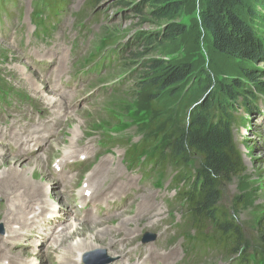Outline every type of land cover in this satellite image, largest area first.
Returning <instances> with one entry per match:
<instances>
[{"label": "rangeland", "instance_id": "1", "mask_svg": "<svg viewBox=\"0 0 264 264\" xmlns=\"http://www.w3.org/2000/svg\"><path fill=\"white\" fill-rule=\"evenodd\" d=\"M84 1L85 0H71L67 11L63 14V16H61L60 20L57 21V25L52 32L53 38L51 41L39 40L38 37L34 38V35H32L33 26L29 21V13L31 10L29 3L21 5L20 10L22 11V16L7 24H4L3 20L0 21L1 24H4L3 26L0 25V65L2 68L7 69V72L14 77V82L16 85L22 90L26 92L28 89V82L25 79V75H23V73L26 72L20 74L19 67L15 64L17 62L22 63V61L24 66H27L26 63L31 64V61L25 57L28 56V54L38 56V54L41 53V50L44 51L43 54L50 55V51L47 49L48 47H43L44 45H52L50 47L59 49L65 48L66 64L70 69H75L77 64L82 61L84 56H86L88 53L94 54L99 52L109 43H112L113 46L127 45L128 47L125 52L127 55H130V51L132 50L130 46H133L135 41L138 40L141 35L145 33H152L154 30L161 28L164 23L170 21V19L167 20L153 18L147 11L148 5H144V11L140 14L134 12L132 8H128V5H124L123 9L122 7H117L118 0H99V5L96 7V9H99V12L101 13V17L99 18V14L98 17L97 15H93L92 9L82 11ZM127 1H136L137 3H141V0ZM201 4V0H183L182 9L173 20L182 23L184 25L185 32L175 43L169 44L165 50L166 52H164V58L190 62L193 65L190 84H194L200 80V78L196 76L201 72L207 74V76L213 81H231L233 78L243 79L241 72L244 68H253L257 72H263L264 62H258L255 65L250 64L232 57H227L212 48L211 37L204 31L200 23L199 15L202 7ZM7 9L13 12V7L8 6ZM237 11L241 13V16H243L245 13V11L240 8H237ZM48 15L51 16L50 11H48ZM261 27H263V29L260 31L264 32V25ZM80 28H83L82 31ZM40 31L41 28L39 27L38 32L40 33ZM81 35L86 36L84 39H81ZM71 44H73L75 48L69 54L68 49L71 47ZM157 54L158 53H156L155 56L160 55ZM47 63L48 61L39 63V66L41 68H45ZM30 71L31 70L28 69L29 74ZM34 74L38 79H40V76L36 72H34ZM123 74L124 73L121 67L114 71L103 69L101 74H91L84 76L82 80H80L78 83L79 89L77 93L72 98H70V100H67L71 101V108L77 109L75 115H72L71 112V114H67V117H64L65 120L69 119L67 134H73L75 129L80 132V130L77 128L79 121H86L85 125L87 126V130H90V128L108 130L110 128L117 133H121L120 127L129 122H134L136 125L132 130L133 135L137 136L141 130L144 131L146 137L149 135H159V139L157 137L155 146H160L161 143H164L169 139L170 136L168 134L170 131L167 127L165 128L163 124H158V126L152 130L147 129L148 126L154 124V118H158V116L150 109V99L147 88H140L139 90H136V93L133 96H130V91L135 88L134 82L141 77L140 74L135 75L129 73L126 76L127 78H125V76L122 78L125 79L123 86H112L115 85L114 81H116L118 77ZM262 80H264V77ZM102 82H105L110 88L102 91V88L99 86V83ZM246 86L250 90L254 89L251 84H247ZM253 93L256 94V91L254 90ZM257 96L260 97V95ZM262 96V101H264V95ZM96 98L98 102H94V108L86 105L88 100L93 99L96 101ZM102 107L109 109L107 110L110 113L109 117H106V115L103 116L102 113L104 112L101 110ZM0 112L4 111L0 110ZM90 112L96 113L99 118H95L92 121L90 118ZM78 113L81 114L78 115ZM243 116L245 115L243 114ZM246 117L247 123L240 129V132L236 133V140L239 143V148L246 166V172L242 177L235 179L223 187L224 190L221 201L223 206L227 208L233 217V220H235L242 229L244 235V250L246 251L248 258L251 259L250 262L252 264H264V230L262 227L264 226V113L262 116L258 115L257 119L250 115H246ZM168 120L172 121V128L174 131H176L177 120L175 117L171 116L168 118ZM85 125H81L80 127L83 128ZM93 133L96 134L94 138H96L99 134L98 131L92 132L91 134ZM89 135L90 134L87 136ZM124 135L129 136L126 134ZM119 143L125 144L124 141H120ZM104 158L105 157L101 158L94 166L95 170L98 169L100 161ZM142 158L143 156L141 159ZM75 159L78 160L75 163V166L81 170V161H79V158ZM8 160H11V157L4 158L0 161V173L10 165ZM30 160V158L23 157L21 162L25 165L26 163H29ZM126 163L130 170L140 169L141 177L144 174V171L148 168V165L145 162H142L137 158H131L130 156L126 157ZM111 165V167H105L104 169L103 176L105 183L101 187V192L104 194V188H106L108 185L111 186L114 183L120 181L123 182V191L111 192V194H114L109 200L114 201V199H117V196L122 193L124 196H127V188L138 184L140 182V178L125 174L120 165L118 166L120 171L117 169L116 164L111 163ZM196 165L197 160L194 158L193 161H191L190 166L191 168H194ZM42 166L43 164L41 161H39V168H35L34 165L33 171L30 172V177L34 179L43 177L45 180H47V182L52 180L54 178L52 167L46 165L43 167ZM157 167L158 165L150 172L151 176L152 174L153 176L156 174ZM87 168L88 164L83 167L82 174L81 171H79V176L81 175L80 182L78 181L79 176H76L75 179L71 180L72 188L75 189L76 186L78 187L74 190L75 192L84 186V180L86 179L84 171H86ZM68 171L66 174L72 177V170ZM159 171L161 172V170ZM74 172H77V170ZM118 172H123L124 177H119ZM169 172L170 170L167 173V177L161 181L163 182L162 187L164 188L166 197H171L174 194V191L170 189L171 185L169 187L166 186L170 178L173 176V173ZM83 177L84 179H82ZM107 180L109 181L107 182ZM156 180L157 178H149L147 179L146 184H150L152 181L156 182ZM87 182L89 186H91L89 180H87ZM141 186L144 188V191H140L139 197L133 198L131 195L129 196L131 198V201L128 202L129 207H119L120 210L127 209V214L125 215L126 217L133 216L132 214L135 212V208H138L139 202L145 193H155V190L150 189L148 185ZM155 195L156 196L154 197L153 201L156 203L158 208L149 214L146 212L144 207H141L140 210L143 213V217L140 219L134 217V219L131 221L132 223L130 226L134 230L133 234L131 235L133 242L132 244L126 245L124 247V253L128 254L127 256H123V260L127 264H135L136 253L132 251L135 245L144 249L147 246H151L152 248L160 249V251H165V249L174 247L177 249L178 256L174 259L173 264H232L234 261H236L235 257L231 258V255L227 251L225 252L221 249L212 251L210 250L205 254H199L198 249L197 255L194 256L198 245H196V243L192 244V242L188 241L187 239L184 241L181 237L182 234L179 233V231L172 235L175 236V238L170 240L169 243H166L164 240L163 241L165 243H142V240L140 241V234H142L143 231L144 233L147 231L149 233L157 234V238H161L167 234L169 228L163 227L167 217L169 216L166 215L168 212L167 208L168 210L174 211L175 218H178L179 215H181V210L177 200H175L171 206L164 202L163 206L166 208L164 209L162 207V202L158 199V193H155ZM237 198L241 199V201H238ZM100 201L101 198L98 197L94 202L90 203L93 210L92 218H101L99 214L105 215L104 217L115 214V212H112L111 209H108L105 213H102V206H104V204H101ZM14 202L17 203V201ZM102 203L105 202L102 201ZM115 205L119 206V202L117 201ZM132 205L133 207H131ZM79 206L80 204L78 207ZM94 206H100V213H95V210H98L99 212V209H94ZM158 211L159 215L155 214ZM120 216L121 214L119 212L118 216L108 220L106 222L107 226L113 228V230H116V228L120 227L125 228V226H122L118 223L126 219V217L123 215V217ZM119 217L123 219L121 220ZM149 222L152 224H149ZM259 223H262L260 224L262 225L261 227L259 226ZM0 225V229L4 231L5 224L2 214H0ZM58 225L59 224H57V226ZM113 226H116V228ZM74 228H76V231L81 232V234L84 232V236H86V238H88V234L92 235L93 232L90 230V232L86 234V231L91 229V227H85V223H78V225H76ZM193 231H195V229H193ZM3 234H0V236H3ZM191 234L192 232H188L186 230V236H190ZM169 236H171L170 232ZM79 237L82 238L83 236ZM122 237L123 233L118 236V240L120 241ZM77 238L78 237L68 238L70 240L69 242H66L65 239H63L61 245H67L69 243L74 245V242L77 241L75 239ZM104 238L107 240L106 237ZM101 240L102 239L99 238L94 242L98 241L100 242H97L99 246H105L103 245V240ZM18 241H20V239ZM87 246L93 249V247L90 245ZM99 246L97 249H95V251L100 248ZM56 249L57 252L54 253V257L56 260H60L61 257L62 261L66 247L60 248V246H58ZM108 250L109 248L107 247L105 251ZM89 252H94V250L85 251L83 252L82 256H92L91 254H87ZM100 253L102 252L95 253V255ZM105 254L112 255L113 261L118 258L115 256L116 253L113 252H105ZM258 256L259 258H257ZM89 259L93 263L98 262L96 258L94 259L89 257ZM138 261L141 262L142 258ZM32 262L38 263L39 261L32 260ZM144 264L149 263L145 262ZM151 264L163 263H159L158 260H155L151 262Z\"/></svg>", "mask_w": 264, "mask_h": 264}, {"label": "trees", "instance_id": "2", "mask_svg": "<svg viewBox=\"0 0 264 264\" xmlns=\"http://www.w3.org/2000/svg\"><path fill=\"white\" fill-rule=\"evenodd\" d=\"M59 1L48 3L55 6ZM98 2L88 0L93 9ZM117 3L121 7L128 5L139 14L148 5L147 11L153 18L170 19L154 32L141 35L134 44L137 49L131 50L125 60L124 68L141 76L134 82L130 96L140 88H147L158 120L170 131L171 137L156 148L153 159L161 165L170 163L175 168H184L176 176L179 183L184 182L183 198L192 217V228L197 232L193 237L227 251L238 264H248L242 229L221 199L223 187L246 172L234 136V131L243 126V117L237 112L249 115L257 112L260 105L257 95H264V71L244 68L241 72L244 80L231 81H213L201 72L196 76L200 80L190 84L193 65L164 58L169 44L185 32L184 25L173 20L182 9L183 0H141V3L118 0ZM201 3L200 23L210 35L214 50L254 65L264 62V32L260 31L264 25V0H201ZM237 8L245 11L243 16ZM156 53L160 55L155 56ZM247 84L254 89L247 88ZM172 115L180 124L176 131L168 120ZM193 158L197 159L194 170L189 167Z\"/></svg>", "mask_w": 264, "mask_h": 264}, {"label": "bare ground", "instance_id": "3", "mask_svg": "<svg viewBox=\"0 0 264 264\" xmlns=\"http://www.w3.org/2000/svg\"><path fill=\"white\" fill-rule=\"evenodd\" d=\"M40 52L38 55H43L44 51L41 50ZM52 52L57 53L58 51L52 50ZM34 57L36 58V55ZM32 71L33 74L36 72L40 76V79H38L34 74L36 83H38L34 89L40 97L39 100L47 99L48 97L42 93H54V85L49 82L53 79L45 78L44 74L38 69ZM56 73L57 66L55 68ZM41 86L45 89L40 92ZM56 101L57 99H50L48 104H54ZM87 103L89 107L95 106L93 99L88 100ZM40 107V105H37L36 109L33 110L42 112ZM59 118L60 113H56L52 118L42 119L38 128L27 127L25 122L18 123V120L14 117L9 124L6 119H0V161L11 157V160H8L10 162L8 168L2 170L0 173V197L4 198L7 203V207L4 210L0 208V214L3 215L5 224L4 234L0 236V262L3 264H51L52 253H56V248L60 246V248L66 247L65 253L63 252V264H99L101 262L127 264L123 260V256H127L128 254L124 253V247L133 242L131 235L134 230L130 226L131 221L134 217L137 219L143 217V213L140 210L141 207H144L149 214L158 208L153 201L156 195L155 193H145L139 202L138 208H135L136 211L132 214L133 216L126 217L127 209L120 210L121 216H125L126 219L122 220L123 218L121 219L120 216L119 218L122 221L118 224L125 226V228L113 226L116 228V230H113V228L107 226L106 222L113 219L116 214L107 217L103 215L99 219L92 218L93 210L90 203L94 202L98 197L101 198L100 203L102 201L106 203L113 197L114 193L111 194V192H121L124 190V186L123 182L116 181L117 183L104 188V194L101 192V187L105 183L103 176L104 169L105 167L112 166L107 156L100 161L98 169H92V173L88 175L87 180H89L91 186L87 183L77 192L74 191L71 184L74 176L72 175L71 177L66 172L72 170L68 165L81 171L75 166L78 160L74 158H80L79 161H82L88 156L79 154L80 149L83 147L82 145L85 143L80 148L73 147L70 144L71 148L65 150L64 154L52 166L54 176L52 180L47 182L43 177H39V180L31 178L30 172L33 171L34 165L35 168H39V161H41L43 166H49L51 157L58 156L59 154V147L54 146L50 142L46 151V154H50L47 162H44L39 157L32 159V153L39 139L43 141L47 137H50L53 126L58 122ZM32 123L35 124L34 122ZM77 127L79 128L80 126L78 125ZM58 129L61 128H57V134L59 135ZM36 133H38V136ZM9 142L15 146V149L11 152L8 146ZM21 154L29 155L31 157L30 162L25 165L22 164L23 157H18ZM117 169L119 170L118 166ZM183 170V167H177L174 172L182 173ZM76 176H79V172L75 175V178ZM118 176L124 177V173L118 172ZM139 190L143 192L144 188L141 186ZM14 201H17V203ZM79 204L80 206L78 207ZM89 206L90 208H88ZM105 206L107 205L105 204ZM95 211L97 214L98 210ZM69 213L73 214L74 219L66 220ZM155 214L159 215V211ZM78 223H85V227H91V229L86 231V234L92 230V235L88 234V238H86L84 232L81 234V232L76 231L74 227ZM57 224L59 225L57 226ZM149 224L152 223L149 222ZM121 233H123V237L119 241L118 236ZM79 236H83V239ZM73 237H78L75 239L77 241L74 242V245L70 243L67 244L68 246L61 245L63 239L69 242L68 238ZM99 238L103 240V245L105 246H99L98 243L100 242L98 241L94 242ZM19 239L20 241H18ZM87 245H90L93 249ZM93 245H98L100 248L95 251L98 246ZM106 246L109 248L108 251H105L107 249ZM91 250H94V252L87 254H91L92 256L89 257L96 258L98 262L93 263L87 255L82 256L83 252ZM132 251L136 253L135 264H144L145 262L151 264L155 260L163 264H173L174 259L178 256L177 249L174 247L160 251V249L152 248L151 246H147L144 249L135 245ZM99 252L102 253L95 255V253ZM105 252L116 253L115 256L118 258L113 261L111 260L113 256L105 254ZM79 254L81 256L73 258L74 255ZM141 258L142 261H138ZM53 259V264H56L58 260L55 257ZM32 260H38L39 262L33 263Z\"/></svg>", "mask_w": 264, "mask_h": 264}, {"label": "water", "instance_id": "4", "mask_svg": "<svg viewBox=\"0 0 264 264\" xmlns=\"http://www.w3.org/2000/svg\"><path fill=\"white\" fill-rule=\"evenodd\" d=\"M88 264V263H87Z\"/></svg>", "mask_w": 264, "mask_h": 264}]
</instances>
